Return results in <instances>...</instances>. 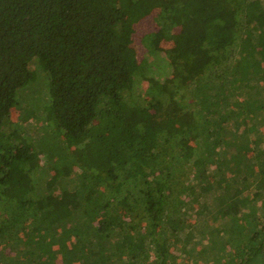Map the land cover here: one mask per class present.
I'll use <instances>...</instances> for the list:
<instances>
[{"label": "trees", "instance_id": "1", "mask_svg": "<svg viewBox=\"0 0 264 264\" xmlns=\"http://www.w3.org/2000/svg\"><path fill=\"white\" fill-rule=\"evenodd\" d=\"M192 216L264 245V0H0V264H172Z\"/></svg>", "mask_w": 264, "mask_h": 264}, {"label": "rangeland", "instance_id": "2", "mask_svg": "<svg viewBox=\"0 0 264 264\" xmlns=\"http://www.w3.org/2000/svg\"><path fill=\"white\" fill-rule=\"evenodd\" d=\"M155 27H156V25L153 21V18L150 17L147 20H145V22L143 24L135 25L133 32L130 34V38L132 40L133 46L135 47V49L137 51V56H138L139 61L146 60L149 63V65H151V67L153 69H155L156 65H158L160 67L159 68L160 70L157 72H164L161 67L164 64L165 59L161 55L150 54L142 44V37H143L144 33L147 31L154 30ZM245 63H246V61L244 59H241L240 61L239 60L236 61L238 68L242 69V71H245V69H244V68H246ZM32 65H33L32 68L34 69L37 65V59L34 60ZM167 71H168V69H167ZM241 77L244 79L246 78L245 72H242V75L239 78H241ZM146 80H149V79H146ZM143 85L146 86V83H143ZM39 88L41 91H43L41 89V86H39ZM23 96L24 97L28 96L27 90L23 91ZM42 96H43L42 100L46 101L45 91H43ZM34 97H35L34 100H36V103H39L41 101V95L38 92H36L34 94ZM26 103H28V101H26ZM15 118L18 121L20 118V113L19 114L17 113ZM31 121H32L31 124L34 125L35 132H37L39 130V125L36 124V121L34 119H32ZM27 131H30V129L28 128ZM43 185L44 184H41V186H43ZM245 189H247V187ZM196 213L198 214V212H196ZM194 215H195V213H194ZM241 223L242 224H240V225L246 224V222H243V221ZM209 225H213V224L209 223ZM180 229H181V232L183 234L188 232V230H194L195 233H201L200 238H201L202 242L196 251V254H197L196 256L191 257V256L185 255L183 253L178 258H175V260L172 264H207V262H209L210 259H211V264H228V260H230L229 257H226V259H221L218 257L211 258L210 255H207V253L213 254L214 248H216L218 246L217 242L214 241V240H217V238H216L217 234L214 233L216 231V229L214 230L213 227H208V226H206V227L197 226V223H196L194 216L190 217V220L185 222L180 227ZM187 236H188L187 234L183 235L182 240H184L186 242L188 239ZM193 247H195V246H193ZM203 253H205V255L202 258L199 257V259H198L197 257L202 255ZM237 256H238V254H237ZM239 257L234 260L235 264H264V245L261 248V250L256 252V254L254 255V257L251 260H248L249 257H247L245 255V253H243ZM205 259L207 262L205 261Z\"/></svg>", "mask_w": 264, "mask_h": 264}]
</instances>
